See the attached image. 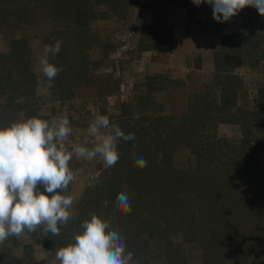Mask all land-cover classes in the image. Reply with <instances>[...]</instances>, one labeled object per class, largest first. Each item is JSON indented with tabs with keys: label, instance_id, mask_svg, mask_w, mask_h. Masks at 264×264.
I'll return each instance as SVG.
<instances>
[{
	"label": "rangeland",
	"instance_id": "rangeland-1",
	"mask_svg": "<svg viewBox=\"0 0 264 264\" xmlns=\"http://www.w3.org/2000/svg\"><path fill=\"white\" fill-rule=\"evenodd\" d=\"M92 1L79 9L81 18L77 13L72 18L73 11L59 1L54 6L56 1L0 0V124L38 113L44 119L66 117L73 129L69 148L94 147L97 139L88 128L96 115H107L125 134H135L134 140L118 143L123 148L112 168L106 169L99 156L91 161L73 156L75 179L66 193L77 199L70 220L58 225V236L41 227L9 237L0 245V264H59L56 251L73 241L92 213L125 238L126 251L139 264H234L227 255L218 259L219 239L233 254L236 247L248 251L251 264H264V222L255 208L260 203L253 198L236 203V193L227 197L221 189L215 194L227 178L226 168L240 166L241 149H252L250 157L264 170V110L260 118L252 114L264 99V15L255 7L241 9L229 28L232 42L212 55L208 35L218 26L207 3L126 0L124 8L114 0ZM25 4L32 14L27 10L25 19H16L14 13ZM151 24H160L164 42L159 44L169 43L168 51L148 46ZM236 28L240 32L232 33ZM14 40L19 42L11 48ZM57 40L61 50L48 58L62 71L49 82L40 61L45 47ZM148 86L153 90L147 93ZM17 101L23 106L10 116ZM158 117H165L166 127L156 150L146 143L157 133ZM140 152L148 161L144 168L135 162L134 153ZM175 171L186 173L180 184L170 179ZM196 171L197 177L191 176ZM145 175L148 181L141 182ZM169 180L174 191L168 187L165 193ZM105 182L106 190H93ZM120 193L130 197L131 212L117 208Z\"/></svg>",
	"mask_w": 264,
	"mask_h": 264
},
{
	"label": "clouds",
	"instance_id": "clouds-1",
	"mask_svg": "<svg viewBox=\"0 0 264 264\" xmlns=\"http://www.w3.org/2000/svg\"><path fill=\"white\" fill-rule=\"evenodd\" d=\"M199 6L209 4L213 18L227 22L245 7H255L264 15V0H193ZM61 42L45 47L41 59L43 77L51 82L62 68L50 62L48 54L57 56ZM73 129L68 118H42L37 114L0 126V245L9 237H20L26 230L38 228L52 236L60 234L71 218L70 209L77 199L66 193L75 179L70 161L73 156L91 161L102 158L104 167L112 168L119 160L118 143L132 141L134 133L125 134L119 126L112 125L107 115H96L90 122L88 134L97 139L94 147L73 144L68 139ZM136 165L147 166L142 153H134ZM42 185V190L41 186ZM117 208L131 212L130 197L120 193ZM107 206L108 201L104 202ZM125 238L110 230L107 220L96 213L82 221L81 230L73 241L59 248L55 258L59 264H139L134 254L126 251Z\"/></svg>",
	"mask_w": 264,
	"mask_h": 264
},
{
	"label": "trees",
	"instance_id": "trees-1",
	"mask_svg": "<svg viewBox=\"0 0 264 264\" xmlns=\"http://www.w3.org/2000/svg\"><path fill=\"white\" fill-rule=\"evenodd\" d=\"M26 1H29V0H26ZM33 1H37V0H33ZM53 1L54 2L56 1L54 3V6L57 5L58 1H59L60 2V7L62 9L64 7H67V9H68L67 12L68 13H70V10H72L73 11L72 15H75L77 13V15L81 18V15H79V13H80L79 9L81 8V6L83 4L85 5L87 0H45L44 3L48 4V5H51ZM125 1L126 0H114V3L119 4V5H117V7H123L124 4H125ZM128 1H130V0H128ZM128 1H127V4L124 6V8L128 5ZM93 2L97 3V4L109 3L108 0H93L92 3ZM108 6H110V4H108ZM250 7L251 6H248L247 8L249 9ZM110 9L111 10H115L112 6H110ZM19 10H20V13H17V14L14 13V16H15L16 19H21L22 18L21 20L25 19L24 16L26 15L27 10H28V12L31 11L30 8H29V5L27 6V4L23 5ZM30 14H32V12H30ZM77 15H75L72 18H77L78 17ZM86 18H84V19H86ZM83 21H85V20H83ZM79 22H81V21H79ZM225 23L226 22L219 23V22L216 21V24L215 23L214 24H215V26L217 25L218 27H221ZM146 28H147V32L145 33L146 36L148 34L151 37V43L148 44L149 47H151V48H154V47L160 48V49H162L164 51H168L170 49L169 43L165 44L163 46H161L159 44L160 42H162V43L164 42L162 40L163 33L160 30V28H161L160 24H158V25L151 24L150 26H148ZM149 32H152V33H149ZM50 34H51V32L49 33V35ZM225 38L230 40L229 39L230 37H228V36L227 37L225 36ZM15 42L18 43L19 40H14L12 42V45H10L11 48H13V46H15V44H16ZM156 80H158V79H156ZM151 90H153V87L152 86L151 87L148 86L147 93L150 92ZM16 99L17 98H12V101L13 100L15 101ZM208 102L206 101L204 103V105H205L204 107H207L209 110H211L210 105H209ZM226 102H229V100H225L224 101V105H225ZM211 103H212V106H213L214 109L217 108L216 106H219V105H216L215 102H211ZM22 106H23V104H20L18 102V104H16L9 111V115L12 116L13 114H15L17 111H19L21 109ZM263 106H264V99H260L259 100V104H258V110L259 111H254L252 114H256L258 112L257 116L260 118L261 115H262V112L264 110ZM223 109L219 110L217 108L216 110L218 112H222ZM7 110L8 109H6V111ZM26 111H29L28 108H26ZM209 112H212V111H209ZM4 113H6V112H4ZM155 119H156V124H155L153 130L155 129V132H157V133L154 134V138L153 139H150L149 141H147L146 145L148 146V145L154 143V145H153L154 149L157 150V148L159 146V143H155V142L157 140H159V138L165 136V134H163V132H162V129H164L166 127V122H165V120H162V119H165V117H162V119L159 118V117L155 118ZM232 121H235V120H232ZM10 124L11 123H9V124H7V123L0 124V126H7V125H10ZM192 133L193 132H191V134ZM245 143H248V141L245 140ZM122 148H123V145H117V150H118L119 154H120V150H122ZM241 151H242L241 157H242L243 160L240 161V166H237V165L236 166H234V165L231 166V165H229L226 168L225 174H226L227 178L226 179L225 178L222 179L223 182L220 184V186H218L216 188L215 194H217V195L220 194L219 192H217V190H220V189H221L220 191L222 193L225 192L227 197H229L231 194L234 195L236 193L239 196V198L236 201V203H240L239 201L242 200V202H243L242 205H246L248 203V201H249L248 199H252V198L255 199L261 205V206L256 205L255 208L257 207L259 210H261V212H262L261 215H262L263 222H264V170H262L259 167H257L256 164H255L256 162L253 160V157H250L252 155V151H253L252 149L245 148V150L241 149ZM249 170H251V173L249 172ZM198 173H199L198 171L193 172L191 174V176L193 175V176L197 177L196 174H198ZM185 174L186 173L183 172V171H175V173H173V175L170 176V179L172 181H175L176 183L180 184V178L179 177H180V175L184 176ZM145 177L146 178H144L141 182H143V181L147 182L148 181V178H147L146 175H145ZM221 177H222V175L219 174L217 180L220 179ZM255 177H256L257 180H253V178H255ZM136 179H137V181H139L141 178L139 176L138 178L136 177ZM185 180L188 181V179H186V178H185ZM105 184H106V182L104 184L103 183L102 184H96L94 186L93 190L95 189V192H97L99 190L101 191L102 189H105V188H103L105 186ZM166 184H167L166 188L162 187V191H165V193H166L168 191V187L170 189H172L171 191H174L172 182L170 180ZM101 185H102V187H101ZM212 191L214 192V190H212ZM177 192L180 193L181 191H177ZM90 197L92 198L93 195L92 196L90 195L89 198ZM227 201L228 200H225V204H226ZM222 202H224V201H222ZM238 205H240V204H238ZM249 209L251 210V208H249ZM84 210H85V204H83L81 206V208H80V211H84ZM252 211H254V209H252ZM82 216H83V214L80 213V215H78V217L76 218L77 221H79L82 218ZM235 224H236V222H235ZM240 229H242V228H240ZM240 229H238L237 231H239ZM226 230L229 232L230 228L227 227ZM224 235H225V232L222 234V236H223L222 239L227 238ZM242 235H245V232H242ZM234 241H236V240L232 239V242H234ZM57 242L59 244H61V240H58ZM50 243H52V242H50ZM58 243H56V244L58 245ZM218 245L222 246V247H219L220 251L218 249L216 250V252L218 253L217 254L218 255V259H219L220 255H227V259H229L231 262L233 261L234 264H251L252 263V256L248 253V251L246 252L244 250H241V251L237 252L236 251V247H234V252L235 253L233 254L232 252L226 250V248H225V247L228 246V243L226 241L224 242L223 240H220V239L218 241ZM42 246L45 249V251H46L47 248H49L48 247V243H46L45 240L42 243ZM228 252H229V256H228ZM48 255H49V252H48ZM222 258H224V257H222ZM222 258H220V259H222Z\"/></svg>",
	"mask_w": 264,
	"mask_h": 264
},
{
	"label": "crops",
	"instance_id": "crops-1",
	"mask_svg": "<svg viewBox=\"0 0 264 264\" xmlns=\"http://www.w3.org/2000/svg\"><path fill=\"white\" fill-rule=\"evenodd\" d=\"M235 17L236 16H233L223 26L218 27V29H216L217 26L216 27L215 26H210L211 29H214V28L216 29V30H213L214 31L213 33H212V31H210L209 35H208V36H210V41H213V42H210L212 44L211 47L213 46V49H214L211 52V54L213 53L212 55L221 54L222 52H220V51L224 47L223 44L226 45L228 42H232L231 37L229 38L230 40H228V39L225 38V36L227 37L228 35L231 34L229 28L231 27V24L233 23V20H235ZM236 29H238L239 31H237ZM236 29H234V32H232V33H239L240 30H241V28H236ZM228 31H229V33H228ZM208 36H206V37H208Z\"/></svg>",
	"mask_w": 264,
	"mask_h": 264
}]
</instances>
